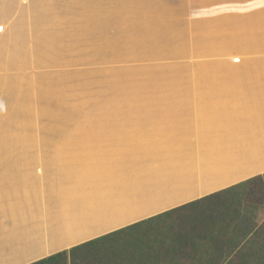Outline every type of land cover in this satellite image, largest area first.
Here are the masks:
<instances>
[{
	"label": "rangeland",
	"instance_id": "obj_1",
	"mask_svg": "<svg viewBox=\"0 0 264 264\" xmlns=\"http://www.w3.org/2000/svg\"><path fill=\"white\" fill-rule=\"evenodd\" d=\"M23 1L27 0L16 1L14 17ZM43 2H31L32 8L25 11L20 52L19 45L15 54L8 45L0 48V187L4 186L8 198L0 197V264H28L31 259L62 248L65 243L53 244L57 238L50 232L57 227L63 229L58 233L63 239L74 238L68 244H80L88 237L82 239L78 232L103 222L101 214L108 216L104 212L114 205L107 202L108 197L100 198L108 190L99 173L91 181L73 174L74 178L66 183L70 168L80 173L77 159L92 156L82 152H100L95 154L100 159L96 158L94 167L99 166L102 172L105 166L112 169L115 160L125 158L118 175L134 190L133 195L127 194L130 200L135 197V172L141 175L159 160L150 162L145 160L150 156H141L135 162L131 157L105 152L111 153L118 146L131 148L133 143L144 147L171 143L167 149L179 152L183 161L194 166L189 189H200L205 182L199 170L206 157L205 134H210L205 128L213 118L202 113L208 93H217L221 85L217 86V79L221 83L224 79L226 87L233 89L230 75L224 74L226 68H233L241 77L243 69L264 66V42H171L174 37L168 30L153 36L160 42H133L130 39L135 36L130 29V34L123 29L121 35L117 34L120 28L111 24L110 12L86 10L87 4H73L72 0ZM3 3L0 0V6ZM89 15L99 18V23H107L102 26L101 37H96L98 31L93 27L89 33ZM258 54L263 55L255 57ZM258 91L264 95V88ZM245 103L242 99L226 101L221 117L233 123V109L242 106L247 111L243 109L246 113L241 118L247 122L251 118L254 126L264 128V119L261 122L257 117L258 124L256 117L247 114L255 110L252 102L248 101L247 107ZM168 129L182 130L180 138L174 139L176 134ZM97 183L102 192L95 191ZM150 189L144 188L145 198ZM175 191L172 188L168 194ZM164 200L145 199L133 207L145 211L164 208ZM132 213L133 208H129L125 221L139 218L138 211L135 216ZM257 216L258 221L263 219L264 209L258 210ZM83 218L84 223L75 228ZM125 221L105 223L99 229ZM51 244L53 247L47 248Z\"/></svg>",
	"mask_w": 264,
	"mask_h": 264
},
{
	"label": "crops",
	"instance_id": "obj_2",
	"mask_svg": "<svg viewBox=\"0 0 264 264\" xmlns=\"http://www.w3.org/2000/svg\"><path fill=\"white\" fill-rule=\"evenodd\" d=\"M3 1V5L0 6V26H2V30L0 31V48L8 45L9 50H11L10 47H12V52L15 54L17 45H19L20 52V44L22 42L21 28L25 26L26 23L25 11L27 7L29 9L32 8L31 2L34 5H44L45 2H43V0L23 1V4L20 6L22 8L21 11L18 13L17 17H14L17 0ZM52 2L55 3L54 1ZM72 3L87 4L88 6L84 8L86 10L110 12L108 16L111 24L120 28L117 34L121 35L123 33L122 29L125 30L126 34L132 32L135 38H131L130 41L133 42L145 41L147 43H153L154 41H158L156 39L154 40L153 36L163 34V30H168L169 33L173 35L172 37L174 38L171 42H208L213 44L227 42H264V0H72ZM33 8L36 9L37 7L35 6ZM90 17L91 15H89L88 18ZM90 19L91 21H89L88 27L90 26L91 28H89V30L94 26V29L99 32L98 37H101L104 30L102 26L107 23H96V20L99 18L95 16H92ZM142 37H144V39ZM162 42L166 41L164 40ZM254 52L258 53L259 50ZM250 53H252V51ZM260 55L262 56L263 54H258L255 57H260ZM254 68L255 67H252L251 69L248 67L243 69V72H239V74L244 75L241 77H239V75L237 76L233 68H226L227 70L224 74L226 76L227 74L230 75L228 81H230V85H233V89L226 87L223 82L224 79H222V83L220 79H217V86L221 84L219 88H217V93L215 95L208 93L209 97L205 103L206 108L203 106L202 113L213 118L208 121V128H205V130L210 129V134H205L207 150L204 153L206 157L203 165L199 169L201 170L200 178H202L203 181L205 180V182L201 184L202 187L200 189L194 191L193 189H189L190 182L194 175V166L189 161H183V156L179 154V152L175 150L171 151L170 148L167 149V147L172 145L171 143L162 146L146 145L145 147L147 149H144L145 147L141 143H133L130 146L131 148L125 147L124 149H120V146H118L114 148V150L112 149L111 153H105L118 154L122 157H131L135 162L140 160L139 158H141V156L144 157V159L150 156V158L145 159L147 161L151 159L154 160V162L157 159L159 161L154 167L145 168V172L141 175L139 172H135V176L137 177L134 185L136 188V198L134 197L130 200L118 194L121 191L125 192L123 188L127 187L126 183H122V178L118 175L120 172L118 167L121 168V164L125 163L126 159L123 158L120 162V160L116 158L117 160H115V162L117 164L113 163L112 169H108V167L105 166L103 172H109V182L118 184V187H122L121 191H110L112 194L108 195L107 202L117 205H110L109 209H106L104 213H108V216L101 214L100 218L103 222L94 224L93 228L90 230L86 228L85 232H78V234L82 233L81 238L87 235L88 239L86 240H90L104 233L106 234L109 231L145 219L146 217H139L122 226L110 228L104 233L93 234L90 238L88 236V233H95L100 226L105 223H118L128 220L127 214L129 208H133L132 216H135L138 210L136 207L140 203H144L145 199L150 202H159V199L163 197L165 198L164 204H174L159 212L161 213L172 207H177L179 204L182 205L211 192L234 185L250 176L264 172V128L260 125L254 126L255 123L251 118H248L250 119L249 122L242 119L240 115L246 113L243 111L244 108L242 106H239V110H231L232 114L231 112L230 114L234 117L233 123L221 117L222 113H225L224 108L227 107L226 101H237L242 99L246 103L251 101V108L255 109L253 112L249 110L247 114H251L256 118L258 117L260 120L264 119V116H262L264 114V108L262 107V103L264 105V95H260L262 92L258 91H262L264 88V66L256 70ZM235 77L238 78L236 79ZM242 85L244 87H241ZM246 103L243 104L244 107H247L248 104ZM168 107L172 109L169 104L167 105V111H169ZM244 110L247 111V108ZM170 112L171 111L168 113ZM161 113L165 114L164 111ZM258 118L255 119V121L259 124L260 121ZM168 130L171 134H176L173 135L174 139L180 138L182 130ZM169 137L171 136L169 135ZM169 141H172V139ZM143 149L144 152H142ZM90 153H92L90 155L100 154V152ZM158 157L162 158L159 159ZM90 167L91 164L88 163L81 166L80 169L88 170ZM74 168H77V166ZM93 169H95V167ZM70 170L73 172L71 174L72 179L74 175L80 174L74 169ZM97 172H99V174L103 173L99 170ZM80 176L81 175L78 177L80 178ZM93 179L95 180L94 177L91 178V180ZM102 180L106 181L105 178H102ZM97 185L99 186L98 183ZM144 188H151L150 193L147 194V198H145L143 193ZM172 188L176 189V191L168 194V191L172 190ZM2 196H5L8 200L7 192H5L4 189H2V191L0 189V197ZM12 207L7 208L6 212L11 211L9 209H13ZM87 215L84 217L86 218ZM84 221L83 218L81 223H76L74 225L75 228H78ZM61 230L63 229L57 227L50 231L54 234L55 238H57L53 244L62 242L63 244L65 243V245L47 254L48 256L78 244H68L70 243L69 241L74 238L69 237V239H63V237L58 234ZM75 230L76 229H74L71 234H73ZM86 240L80 241L79 243L85 242ZM53 244L49 245L47 248H52ZM10 248H8V250ZM27 249L24 250L26 253L28 252L26 251ZM47 255L34 259L31 262L47 257Z\"/></svg>",
	"mask_w": 264,
	"mask_h": 264
},
{
	"label": "trees",
	"instance_id": "obj_3",
	"mask_svg": "<svg viewBox=\"0 0 264 264\" xmlns=\"http://www.w3.org/2000/svg\"><path fill=\"white\" fill-rule=\"evenodd\" d=\"M96 158L87 155L77 159L79 168L91 164L88 170L80 169L82 180L90 181L99 173V166L93 169L99 157ZM85 160L88 163L82 162ZM71 174L68 173L66 183ZM100 175L106 179L108 190L100 198L121 190L118 184L109 182L108 172ZM127 188H123L122 197L133 195L134 190ZM94 189L103 191L97 184ZM169 204L163 207L168 208ZM164 208L138 209L139 217L145 219L34 262L31 259L29 264H264V218L258 221L257 216L258 210L264 209V173L158 213ZM152 214L155 215L148 217ZM108 229H98L88 236Z\"/></svg>",
	"mask_w": 264,
	"mask_h": 264
},
{
	"label": "built area",
	"instance_id": "obj_4",
	"mask_svg": "<svg viewBox=\"0 0 264 264\" xmlns=\"http://www.w3.org/2000/svg\"><path fill=\"white\" fill-rule=\"evenodd\" d=\"M2 30V26H0V31Z\"/></svg>",
	"mask_w": 264,
	"mask_h": 264
},
{
	"label": "water",
	"instance_id": "obj_5",
	"mask_svg": "<svg viewBox=\"0 0 264 264\" xmlns=\"http://www.w3.org/2000/svg\"><path fill=\"white\" fill-rule=\"evenodd\" d=\"M121 228V227H120ZM119 229V228H118ZM113 231V230H112ZM109 232H111V231H109ZM108 233V232H107ZM29 264V263H28Z\"/></svg>",
	"mask_w": 264,
	"mask_h": 264
}]
</instances>
